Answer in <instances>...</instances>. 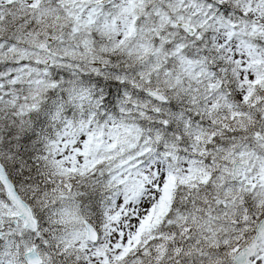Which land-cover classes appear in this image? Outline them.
<instances>
[{"label":"snow or ice","instance_id":"1","mask_svg":"<svg viewBox=\"0 0 264 264\" xmlns=\"http://www.w3.org/2000/svg\"><path fill=\"white\" fill-rule=\"evenodd\" d=\"M0 264H264V0H0Z\"/></svg>","mask_w":264,"mask_h":264}]
</instances>
